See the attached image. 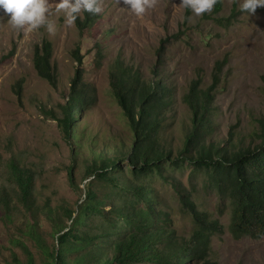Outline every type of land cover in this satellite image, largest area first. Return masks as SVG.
I'll use <instances>...</instances> for the list:
<instances>
[{
  "label": "rangeland",
  "instance_id": "obj_1",
  "mask_svg": "<svg viewBox=\"0 0 264 264\" xmlns=\"http://www.w3.org/2000/svg\"><path fill=\"white\" fill-rule=\"evenodd\" d=\"M241 2L224 0L220 13L214 6L210 13L196 16L191 9L180 6L181 0H157L154 8L137 16L123 0H103L95 31L85 33L83 39L76 23L65 25L63 12L53 11L50 19L55 21L57 31L50 35L46 27L15 29L8 23L10 17L0 9V185L7 178V163L15 157L37 175L40 205L50 202L53 208L78 209L84 201L90 180H84L81 167L75 175L80 189L71 186L67 174L72 158L70 144L59 120L46 114V109L60 114L59 106L66 102L80 67L73 55L79 44L87 55L82 66L84 79L96 94L94 105L77 118L76 128L84 133L82 147L71 140L73 149L81 152L80 159L92 158L94 150L118 146L122 140L129 142L132 138L109 82V64L119 54L147 78H154L153 71L159 66V58H163L160 77L176 89V119L171 123L176 126L169 130L171 143H178L190 122L185 95L195 82L210 87L216 75L221 78L216 97L220 136L236 131L239 136L251 138L258 133V118L264 115V7L250 14L240 10ZM107 34L111 35L106 37ZM46 41L53 46L57 86L40 78L34 67L36 48ZM98 42L107 54L100 66L95 57ZM190 174V168L178 173L189 189ZM195 180L199 184L195 199L225 225V232L214 239L213 259L219 264H264V238L236 239L230 230V203L220 200L204 172ZM157 186L166 208L172 212L175 227L180 234L189 235L195 227L193 218L176 190L162 180ZM3 216L0 209V264H15V257L26 260L23 247L16 244L18 237L27 241L40 262L43 252L39 243L24 234L27 215L17 212L14 220ZM41 218L43 244L52 246L57 243L53 237L56 224L47 216ZM66 224L70 226L72 221L66 220Z\"/></svg>",
  "mask_w": 264,
  "mask_h": 264
},
{
  "label": "trees",
  "instance_id": "obj_2",
  "mask_svg": "<svg viewBox=\"0 0 264 264\" xmlns=\"http://www.w3.org/2000/svg\"><path fill=\"white\" fill-rule=\"evenodd\" d=\"M223 8L224 0H217L215 12ZM99 19V14L83 11L75 21L79 36L83 39L85 33L95 31ZM101 45L96 44L98 66L107 55ZM73 55L80 67L66 102L60 104V114L55 109H46V114L59 120L70 144L67 174L71 186L80 189L75 175L81 167L84 180L90 181L78 209L53 208L50 202L40 205L37 175L15 157L10 158L7 178L0 185V209L11 219L17 212L26 214L24 234L39 243L43 252L40 262L36 261L27 241L18 237L16 244L23 247L27 258L22 262L15 257V264H219L213 259L214 239L225 232V225L195 199L199 190L195 179L201 172L220 200L230 203L233 236L238 240L264 238V115L258 118L260 131L251 138L236 131L220 136L216 97L221 78L216 75L210 87L195 82L185 95L190 122L178 143H171L176 89L160 77L163 58L153 71L154 78H147L119 54L109 64V82L132 138L94 150L92 158L80 159L81 152L73 149L71 140L82 147L84 133L76 128L77 118L94 105L96 94L84 79L82 66L87 55L82 53L81 44ZM52 60L51 42L36 48L38 75L57 86ZM187 168L191 170V189L178 176ZM161 180L176 190L192 215L195 227L189 235L180 234L175 227L172 212L158 190ZM43 215L56 224L53 237L57 243L52 246L43 244Z\"/></svg>",
  "mask_w": 264,
  "mask_h": 264
},
{
  "label": "clouds",
  "instance_id": "obj_3",
  "mask_svg": "<svg viewBox=\"0 0 264 264\" xmlns=\"http://www.w3.org/2000/svg\"><path fill=\"white\" fill-rule=\"evenodd\" d=\"M137 16L154 8L157 0H123ZM217 0H181L180 6L191 9L196 16L210 13ZM258 7H264V0H242L240 10L255 14ZM0 9L9 16L15 29L31 31L46 27L50 35H55V21L50 19L53 11L63 12L65 25L71 27L82 11L96 15L103 10V0H0ZM189 19H191L189 17Z\"/></svg>",
  "mask_w": 264,
  "mask_h": 264
}]
</instances>
